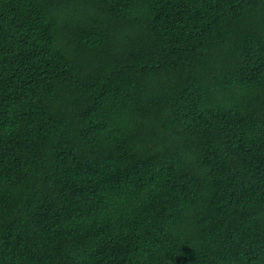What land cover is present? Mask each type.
Listing matches in <instances>:
<instances>
[{
    "label": "trees",
    "instance_id": "16d2710c",
    "mask_svg": "<svg viewBox=\"0 0 264 264\" xmlns=\"http://www.w3.org/2000/svg\"><path fill=\"white\" fill-rule=\"evenodd\" d=\"M0 264H264V0H0Z\"/></svg>",
    "mask_w": 264,
    "mask_h": 264
}]
</instances>
